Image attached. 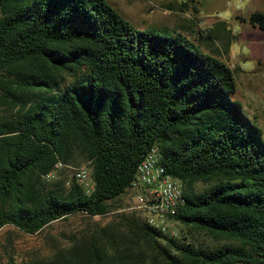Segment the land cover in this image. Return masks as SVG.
<instances>
[{
  "label": "trees",
  "instance_id": "trees-1",
  "mask_svg": "<svg viewBox=\"0 0 264 264\" xmlns=\"http://www.w3.org/2000/svg\"><path fill=\"white\" fill-rule=\"evenodd\" d=\"M241 20L264 30L262 12ZM235 91L225 62L105 0H0V230L109 214L156 149L184 187L179 238L133 210L33 264H264V139ZM83 162L89 194L55 178Z\"/></svg>",
  "mask_w": 264,
  "mask_h": 264
},
{
  "label": "rangeland",
  "instance_id": "rangeland-1",
  "mask_svg": "<svg viewBox=\"0 0 264 264\" xmlns=\"http://www.w3.org/2000/svg\"><path fill=\"white\" fill-rule=\"evenodd\" d=\"M105 1L135 30L181 33L204 53L225 62L235 76L236 91L232 99L241 104L245 115L260 129L264 139V30L241 20L253 12L264 13V0ZM81 165L87 163L68 167ZM68 167L57 169L55 178H70L72 170ZM133 195L135 191L130 189L112 202L113 210L103 217L72 215L34 235L12 225L4 226L0 230V264L45 262L56 248H67L72 239L83 236L87 228L97 223L102 226L119 223L117 214L134 210ZM196 239L210 247L231 244V241H214L209 237L197 236Z\"/></svg>",
  "mask_w": 264,
  "mask_h": 264
},
{
  "label": "built area",
  "instance_id": "built-area-1",
  "mask_svg": "<svg viewBox=\"0 0 264 264\" xmlns=\"http://www.w3.org/2000/svg\"><path fill=\"white\" fill-rule=\"evenodd\" d=\"M58 164L56 169L67 168ZM72 170V176L82 184L86 193L93 191V181L88 165H81ZM54 173L44 176L51 180ZM135 191L133 209L138 211L143 221L169 238L180 237V224L177 220L179 209L185 204V193L182 183L166 173L159 163L156 149H152L137 165L136 172L128 191Z\"/></svg>",
  "mask_w": 264,
  "mask_h": 264
}]
</instances>
